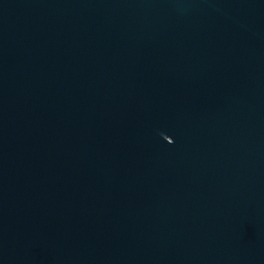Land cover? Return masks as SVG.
<instances>
[{
    "label": "water",
    "instance_id": "95a60500",
    "mask_svg": "<svg viewBox=\"0 0 264 264\" xmlns=\"http://www.w3.org/2000/svg\"><path fill=\"white\" fill-rule=\"evenodd\" d=\"M0 264H264V0H0Z\"/></svg>",
    "mask_w": 264,
    "mask_h": 264
}]
</instances>
